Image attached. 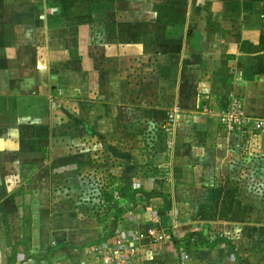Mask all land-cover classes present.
Instances as JSON below:
<instances>
[{
  "label": "crops",
  "instance_id": "0c3cea01",
  "mask_svg": "<svg viewBox=\"0 0 264 264\" xmlns=\"http://www.w3.org/2000/svg\"><path fill=\"white\" fill-rule=\"evenodd\" d=\"M232 98L264 120V0H0V264H107L116 242L157 226L167 239L140 242L129 264H264V224L251 212L179 207L186 192L219 188L240 137L256 132L222 128ZM152 129L171 132L159 142L164 186L127 160L104 164L133 181L131 204L109 224L56 205L50 214V183L80 193L103 136ZM167 199L176 209H159Z\"/></svg>",
  "mask_w": 264,
  "mask_h": 264
},
{
  "label": "rangeland",
  "instance_id": "374dc122",
  "mask_svg": "<svg viewBox=\"0 0 264 264\" xmlns=\"http://www.w3.org/2000/svg\"><path fill=\"white\" fill-rule=\"evenodd\" d=\"M152 132L115 134V137L103 136L101 143L105 142L106 148L103 151H98V155L93 153V155L88 156L89 163H95L100 167H86L84 170L86 180L82 178L80 182L74 185V188L80 193L73 192L72 194L65 191L67 187L61 186L57 181L50 183L52 190L49 200L50 214L53 211V206L56 205L57 209L77 211V214L83 213V216L86 217L97 216L101 221L105 223L108 221L109 224L111 210L116 209L117 213V210L126 207V200L128 203L131 201V196L136 188L132 186V180H118L113 172L102 167L104 164L109 165L111 163L113 168H118L127 160L132 168L139 167L141 169L140 174H136L140 178L157 179L164 186L167 178L165 167L167 150L159 142L169 146L171 132L166 131L158 134L155 129H152ZM263 142L264 135L257 132L241 136L237 144L240 147L239 156L236 160L230 157L232 161H229L227 174L222 175L225 178L222 181L223 184L219 188L211 185L203 186V191L199 194L196 193L199 197H189L186 192L184 201L179 204V207L185 209L184 205H187V209H196L194 215L198 218L207 217L208 213L211 212L212 215L215 214L214 217H217L219 209L221 211L227 209L230 212L236 209L241 211V216L249 217L248 214L251 212V218L264 224V151H247V148L252 149L251 143L257 147V143L263 144ZM230 144L235 146L232 141ZM132 172L130 171V173ZM159 192L163 193L162 189ZM57 193L60 194L53 195ZM167 201L166 204L160 206V210L176 209L172 207L171 199H167ZM234 215L238 218L237 213ZM203 220L200 219V221ZM204 235L211 240L217 234H215V230L209 228ZM246 246L248 244H241L243 251H248Z\"/></svg>",
  "mask_w": 264,
  "mask_h": 264
},
{
  "label": "built area",
  "instance_id": "2783aa9c",
  "mask_svg": "<svg viewBox=\"0 0 264 264\" xmlns=\"http://www.w3.org/2000/svg\"><path fill=\"white\" fill-rule=\"evenodd\" d=\"M223 129L230 133H245L256 131L264 134V120L247 115L240 102L232 98L218 116ZM167 239V232L163 227H151L145 232L136 235L132 241H118L114 248L106 252L107 264H129L137 256L140 242H146L150 246H158Z\"/></svg>",
  "mask_w": 264,
  "mask_h": 264
},
{
  "label": "trees",
  "instance_id": "16d2710c",
  "mask_svg": "<svg viewBox=\"0 0 264 264\" xmlns=\"http://www.w3.org/2000/svg\"><path fill=\"white\" fill-rule=\"evenodd\" d=\"M15 198H17V197H15ZM21 208H22V206H20ZM18 211L20 212V214H21V221H22V223H24V221L26 220V218H25V216H24V209H18ZM121 212V211H120ZM119 212V213H120ZM121 216V214H119V217ZM163 219H162V221H163V223H165V215H163V217H162ZM22 242H23V240H22ZM204 242H205V240H204ZM216 242H218V241H214L213 243H216ZM219 242H222L223 244H226V245H229V243H228V241L226 240V239H220L219 240ZM206 244H208V245H210L209 244V242H205ZM212 244V243H211ZM177 245V248L179 247V243H177L176 244ZM59 248V246H55V247H52V248H49V249H47L46 251H45V253L43 254V255H41V258L40 259H44V260H49V258L51 257V255L57 250ZM40 259H38V258H35L34 257V260L36 261V262H38ZM14 261H15V259H14V257H10L9 258V261H8V264H12V263H14Z\"/></svg>",
  "mask_w": 264,
  "mask_h": 264
}]
</instances>
